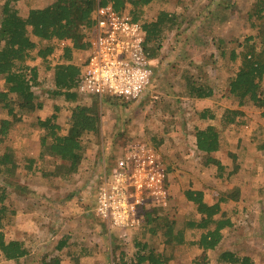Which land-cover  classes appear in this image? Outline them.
<instances>
[{
    "label": "rangeland",
    "instance_id": "rangeland-1",
    "mask_svg": "<svg viewBox=\"0 0 264 264\" xmlns=\"http://www.w3.org/2000/svg\"><path fill=\"white\" fill-rule=\"evenodd\" d=\"M50 3L51 0H30L29 4L17 0L13 5L24 16L30 8ZM185 4L187 24L180 26L187 29L185 35L177 39L174 29L163 31L157 48L148 44L149 52H156L153 76L137 99L79 95L71 103L56 97L52 73L54 64L61 61L62 52L58 50L48 62H32L40 81L35 88V107L17 111L16 117L0 108V123L10 121L0 152L11 148L15 161L10 174L0 173V187L8 193L7 218L0 231L7 240H22L30 252L17 264H53L54 258L59 264L133 262L134 243L122 240L121 234L97 217L95 200L104 170L124 147L134 143L149 144L160 153L167 168L169 191L167 207L157 211L159 218L152 224L159 225L155 235L150 236L151 225L143 223L133 234L136 240L164 251L171 257L165 264H228L218 260L224 251L264 264V117L262 110L252 105L238 107L237 100L228 93L229 79L237 72L241 56L249 50L245 38L252 37L251 43L260 48L264 11L259 10L263 4L259 0H185ZM156 11L157 8L144 11L142 20L150 22ZM199 16H208L211 23L209 37L203 39L198 31L202 28ZM232 49L239 53L235 61L230 58ZM84 54V50L74 52L77 64ZM188 80L211 86L214 95L206 101L189 98ZM76 105L96 106L100 126L98 132L82 136L84 153L77 170L72 172L68 162L46 152L40 156L44 132L37 120L56 112L60 133L65 134ZM203 109L221 116L227 109L242 112L233 124L225 125L222 120L215 123L221 148L210 156L220 160L222 171H217L214 164H206L207 155L195 147V131L205 127L204 120L198 117ZM187 190L202 191L207 203H214L221 196L227 198L221 207L233 226L223 230L221 243L206 256L194 244L201 231L186 227L188 220L199 217L193 203L185 197ZM165 219L173 222L176 230L184 231V245L172 246L171 240L162 236ZM65 237L66 244L58 249L57 244ZM0 264L16 263L5 260L0 253Z\"/></svg>",
    "mask_w": 264,
    "mask_h": 264
},
{
    "label": "trees",
    "instance_id": "trees-1",
    "mask_svg": "<svg viewBox=\"0 0 264 264\" xmlns=\"http://www.w3.org/2000/svg\"><path fill=\"white\" fill-rule=\"evenodd\" d=\"M17 0H4L0 3V77L3 79V88L0 90V108L8 115L16 117L17 111L33 109L35 107V88L40 85L38 69L32 64L37 59L49 61V56L60 50L61 61L53 66L52 86L53 95L62 97L66 102H76L78 93V75L80 66L73 57L76 51H85L88 47V33L92 30V14L96 7L112 4L116 11H126L132 20L139 21L146 32L145 49L149 57H155V50L149 52L148 44L159 46L162 33L175 27L176 16L160 11L155 21L142 20L144 7L152 2L165 3L168 0H51V3L42 8H30L27 14L20 15L13 5ZM29 4L30 0H25ZM264 6V0H259ZM260 12L264 11V7ZM263 16V15H261ZM164 31V32H163ZM260 48L252 44V37H246L244 44L249 45V50L241 56V63L237 72L229 79L228 93L237 100L238 107L246 104L262 110L264 117V31L260 35ZM33 38L37 39L36 42ZM155 52V53H154ZM239 53L231 50L230 58L235 61ZM214 95V89L198 80H188L187 96L193 99H207ZM37 108L41 105L37 103ZM242 112L238 109H227L222 116L223 124H233ZM200 119L214 118L209 109L200 111ZM10 121L1 120L0 142L8 134ZM37 124L43 130L40 138L41 153L69 163V170L75 172L81 163L84 153L82 136L86 133L99 131L100 115L97 107L76 105L71 110L69 128L65 134L60 133L57 123V114L44 119H38ZM196 148L207 155L206 164H214L217 171L224 169L219 159L210 156L219 152L221 148L220 134L213 125L197 128L195 131ZM264 149V141L261 144ZM32 161V160H31ZM33 162V161H32ZM29 162L28 168H32ZM15 166L13 151L6 148L0 152V173L7 176ZM167 171V168H166ZM8 193L0 187V229L7 218V205L5 201ZM186 199L193 203L199 215L197 219H190L186 227L200 230L198 239L194 242L207 255L208 251H215L223 238V230L231 228L233 222L222 210L221 204L227 201L226 196H221L214 203H207L200 190H187ZM145 211L144 222L151 225L148 229L150 236L155 235L156 227L152 224L158 220L157 211ZM138 229L128 231L121 237L122 240L134 243L135 254L131 264H165L171 257L164 251H158L147 242H140L133 234ZM162 236L169 239L173 245H184L186 242L183 230H176L174 223L164 220ZM118 234H116L117 237ZM65 239L57 244L62 249L66 244ZM0 253L7 261L16 264L30 255L29 250L22 240L13 238L7 240L0 231ZM219 262L228 264H254L249 256H238L231 251H224L218 257ZM59 264V260H52ZM204 261H208L204 257ZM48 264V262H45ZM202 263V262H201Z\"/></svg>",
    "mask_w": 264,
    "mask_h": 264
},
{
    "label": "built area",
    "instance_id": "built-area-1",
    "mask_svg": "<svg viewBox=\"0 0 264 264\" xmlns=\"http://www.w3.org/2000/svg\"><path fill=\"white\" fill-rule=\"evenodd\" d=\"M92 18L76 92L86 97L137 99L150 85L154 62L145 49L141 22L132 20L126 11H116L112 4L96 7ZM168 199L162 156L149 144L134 143L124 147L104 170L95 213L124 236L142 226L146 210L166 208Z\"/></svg>",
    "mask_w": 264,
    "mask_h": 264
},
{
    "label": "crops",
    "instance_id": "crops-1",
    "mask_svg": "<svg viewBox=\"0 0 264 264\" xmlns=\"http://www.w3.org/2000/svg\"><path fill=\"white\" fill-rule=\"evenodd\" d=\"M185 6H187V4H185V0H168L165 3L152 2L149 5L145 6L143 10L147 11L150 8H157V11L155 12V16L151 21H155L157 19V16H158L160 11H165L169 15L170 14L175 15L177 17V20L175 23V27L173 29L176 31V38L180 39V37L185 35L184 32L187 30V29L182 30V28L180 27L183 22H184L183 26H185L187 24V20L184 18V15H185L184 14V11H185L184 7ZM200 18L202 21L200 23V25H202L201 26L202 28H200V30H198V31H201V34L199 36L201 37V39H203L205 36L209 37V33L211 31V28H210L211 23H210V18H208V16L207 17L206 16L205 17L199 16V19ZM172 32H174V31H172ZM78 95H80V94H78ZM81 96H83V95H81ZM201 100L206 101L207 99H201ZM212 114L214 115V118H212V119L207 118L205 120L203 119L205 122V127L207 125L216 126V124H215L216 121H218V122L221 121V117L223 115L221 116L218 112L217 113L212 112ZM194 143H195V134H194ZM195 147H196V145H195Z\"/></svg>",
    "mask_w": 264,
    "mask_h": 264
}]
</instances>
